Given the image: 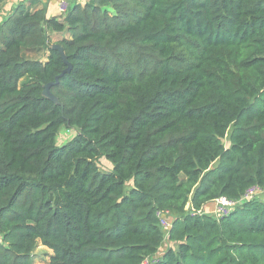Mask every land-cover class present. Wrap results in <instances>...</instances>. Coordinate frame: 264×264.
<instances>
[{"label": "trees", "instance_id": "obj_1", "mask_svg": "<svg viewBox=\"0 0 264 264\" xmlns=\"http://www.w3.org/2000/svg\"><path fill=\"white\" fill-rule=\"evenodd\" d=\"M73 1L0 22V264H264V0Z\"/></svg>", "mask_w": 264, "mask_h": 264}, {"label": "rangeland", "instance_id": "obj_2", "mask_svg": "<svg viewBox=\"0 0 264 264\" xmlns=\"http://www.w3.org/2000/svg\"><path fill=\"white\" fill-rule=\"evenodd\" d=\"M21 1H18L17 0V3L16 5H18ZM73 3H79V5L83 6V4L85 3V1L83 0H74L72 2ZM41 4V3H39ZM58 4H59V0H57V3H55L56 5V10L59 14V16H62L60 15L59 13V9H58ZM13 10V7L11 8V11ZM10 11V12H11ZM7 15V14H6ZM61 36H66L67 37V34H63V35H60L59 37H55L53 39H51V42H55L56 40L60 39ZM33 59H37L39 56H31ZM43 59V58H42ZM41 59V60H42ZM75 135V132L73 130H65V129H61L60 130V133H58V137H57V144L60 145V144H65V142L67 143L71 138H73V136ZM69 139V140H68ZM98 165H99V168L102 170V171H108L110 167L109 163L104 160V159H101L98 161ZM260 190H255V191H252L249 193L248 195V199L251 198L252 196L256 195L257 193L259 194L258 197H263L264 196V193L262 194V192H259ZM189 205L186 207V210L189 211ZM234 206L231 207V209L233 208ZM204 213L207 215H211L212 217L214 218H219L218 216V213H217V210H216V204L215 202L213 203H210L208 206H205L204 208ZM174 220V217H169V221L170 223L168 224V228L171 226V223L172 221ZM168 229H166L167 231ZM1 240V238H0ZM168 247V244H167V241H165V244H164V248L161 249L163 251H165V249ZM52 254V252L48 249H46L45 247L41 246L39 243L37 244V247L34 249L33 253H32V263L33 264H46L48 263L49 261V257L50 255Z\"/></svg>", "mask_w": 264, "mask_h": 264}, {"label": "built area", "instance_id": "obj_3", "mask_svg": "<svg viewBox=\"0 0 264 264\" xmlns=\"http://www.w3.org/2000/svg\"><path fill=\"white\" fill-rule=\"evenodd\" d=\"M19 1H24V0H19ZM69 6H70V0H59L58 9H59L60 15L64 16L68 11ZM250 192H252V191H250ZM214 202L216 204V210H217L219 217L228 215L230 210H231V207L235 205V202H231L224 197H220V198L216 199ZM188 212L190 213V215L203 213L202 211L194 212L190 208H189ZM158 217L160 219L161 229L164 232V236H167V234L170 230V227L168 228V224L170 223L168 213L167 212L166 213H160V214H158ZM166 229H168V230L166 231ZM160 254L161 253L159 252V254H156L155 256L147 257L140 264H156L161 258Z\"/></svg>", "mask_w": 264, "mask_h": 264}, {"label": "crops", "instance_id": "obj_4", "mask_svg": "<svg viewBox=\"0 0 264 264\" xmlns=\"http://www.w3.org/2000/svg\"><path fill=\"white\" fill-rule=\"evenodd\" d=\"M25 2H26L25 6L28 7L30 11H35L38 9L45 8L46 18L59 16L56 10V5H55V3H57V0H30V1H25ZM16 3H17V0H2L1 1L0 3V22L12 13V11L17 7ZM12 7H13V10L11 11ZM50 37L51 39H53L59 36L51 35Z\"/></svg>", "mask_w": 264, "mask_h": 264}, {"label": "water", "instance_id": "obj_5", "mask_svg": "<svg viewBox=\"0 0 264 264\" xmlns=\"http://www.w3.org/2000/svg\"><path fill=\"white\" fill-rule=\"evenodd\" d=\"M52 49L58 51V53L60 55V58L62 59L63 63L66 65V69L64 71H62V73L58 77H56L54 79L53 83H48V84L43 86V91H42L41 95H42V97H44L45 99L49 100L53 104L60 105L58 99L53 94H51L50 88L53 85L58 84L59 78H61L62 76H64L65 74L70 72L71 66L68 64V62L66 60V57H65V55L63 53V50H62V48L60 46L54 45L52 47Z\"/></svg>", "mask_w": 264, "mask_h": 264}, {"label": "clouds", "instance_id": "obj_6", "mask_svg": "<svg viewBox=\"0 0 264 264\" xmlns=\"http://www.w3.org/2000/svg\"><path fill=\"white\" fill-rule=\"evenodd\" d=\"M26 1V0H25Z\"/></svg>", "mask_w": 264, "mask_h": 264}]
</instances>
